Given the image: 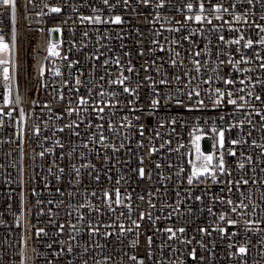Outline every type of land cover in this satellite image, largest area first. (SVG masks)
Masks as SVG:
<instances>
[{"label": "built area", "instance_id": "2783aa9c", "mask_svg": "<svg viewBox=\"0 0 264 264\" xmlns=\"http://www.w3.org/2000/svg\"><path fill=\"white\" fill-rule=\"evenodd\" d=\"M160 3L161 0H151L145 6L142 0H129L126 6L123 0H110L115 5L110 10L102 0H17L15 24L11 11L0 7L3 29L0 34L10 43L14 27L17 36L10 81H4L0 68V109L3 110L0 114V264H133L129 259L132 255L144 264H264V222H260L264 220V120L256 115L264 109V104L246 96L250 103L240 111L231 105L214 108L205 92L216 87L227 89L223 84L226 76L238 82L247 79V75L264 78V71L259 69L252 50L243 49L240 53L236 51L239 46L229 48L219 40L220 35L228 40L238 34L229 31V24L215 20V13L210 16L211 25L185 21L186 16L198 14L200 0H163V8L157 6ZM189 3L194 5L191 11L187 8ZM212 3L229 8V13L221 15L224 20H232L231 27H239L246 36L257 38L258 30L251 22L264 24L260 19L264 16V0H253L251 5L247 0H212ZM233 4L234 9L230 7ZM54 6L61 7L62 12L51 13L49 9ZM205 7L208 8V0ZM93 8L102 11L94 13ZM243 13H247L250 27L243 22L235 24L233 16ZM96 14L105 20L120 15L125 22L120 25L80 22L81 15ZM53 28L61 31L50 32ZM177 28L180 31H175ZM50 42L59 44L60 57L48 55ZM197 51L200 57H194ZM256 51L264 55V48L259 45ZM229 52L236 61L241 54L252 60L236 67L227 63L219 65L217 83L213 69L220 60L229 59ZM193 58L202 62L199 74L194 72ZM172 60L177 61L175 67ZM129 67L133 68L132 72L127 71ZM244 68H251L252 72L245 74ZM56 69L60 70V76L55 75ZM186 71L196 77L188 87L199 85L200 98L205 100L202 110L189 112L175 106L176 98L183 99L185 105L195 106V99L189 102L186 96L176 92L177 88L181 93L187 90ZM121 73L129 77L126 84L133 88L139 85L136 96L124 93L122 86L112 83ZM176 76L181 77L179 82ZM210 77L211 84L203 82ZM161 78L169 83L160 84ZM239 87L237 83L233 90ZM9 88L13 103L6 106L4 95ZM248 90H253L251 85L245 93ZM154 91L160 93L161 105L149 116V102L156 98ZM254 91L264 98V87L257 84ZM113 92L115 96L111 95ZM166 94L173 97L170 106L165 103ZM81 97L88 100L87 105L79 103ZM101 107L103 112L98 111ZM8 112L12 113L10 117L6 115ZM220 116L225 121H220ZM173 117L178 120L175 126L168 123ZM241 120L243 126L239 124ZM160 122L164 123L163 128L158 126ZM214 123L224 129H228L229 123L236 125L232 131H225L224 160L231 175H218V183L209 176L188 185V153L192 147L189 133L196 127L203 129L202 144L206 152H216L215 164L219 148L218 137L211 132ZM141 126L143 136L139 135ZM35 127L40 128L38 136L34 134ZM61 128L63 132L59 131ZM101 132L106 138L103 144L99 141ZM233 139L241 143L232 145ZM57 141L63 144L62 148ZM180 144L184 147L176 152L174 149ZM153 146L158 150L149 155ZM229 150H234L236 156H230ZM41 152L43 157L39 155ZM248 156L252 157L251 161ZM239 163H244V169L238 167ZM139 167L145 169L143 179L137 174ZM59 168L64 169L62 174ZM180 168L184 171L180 172ZM241 177L249 183L236 186L228 183ZM116 188L120 189L122 205L113 204L115 211H110L103 194L108 191L114 197ZM129 195L131 201L127 199ZM197 196L202 200L197 201ZM221 199L225 203H220ZM228 199L237 206L236 212L226 203ZM241 201L247 208L240 207ZM129 203L130 219L129 209L124 206ZM209 208L215 215L209 213ZM121 212L125 215L120 216ZM141 212L145 218L138 220ZM222 213L226 215L225 221L219 219ZM81 215L83 222L78 219ZM132 220H137L141 227L136 229ZM227 220L237 223L232 226ZM249 220L253 223L248 224ZM89 221L93 225L99 223L100 234L89 235ZM120 223L133 231L120 235ZM61 224L63 231L59 228ZM105 225L117 227L105 228ZM167 227H184L186 231L177 233L178 239L168 240V233L163 231ZM199 228H207L210 234L199 232ZM218 228H225L226 233L216 231ZM38 229H43L40 236H36ZM106 231L112 235L105 236ZM185 240L191 243H181ZM240 246L247 248L246 255L239 254ZM193 249L195 260L190 255ZM149 252L151 257L147 255Z\"/></svg>", "mask_w": 264, "mask_h": 264}, {"label": "snow or ice", "instance_id": "6c2138e0", "mask_svg": "<svg viewBox=\"0 0 264 264\" xmlns=\"http://www.w3.org/2000/svg\"><path fill=\"white\" fill-rule=\"evenodd\" d=\"M103 4L105 6H108L109 9L111 10L112 8L115 7V5H111L110 4V0H102ZM124 5H128L129 4V0H123ZM142 3L145 6H149L151 4V0H142ZM247 3L249 5H251L253 3V0H247ZM160 8L164 7V3L163 0H161V3L159 5H157ZM0 7H3L4 9L10 10L11 11V19H12V23L15 24V18H16V11H17V0H0ZM47 7V5H46ZM194 5L192 3L187 4V8L191 11L193 9ZM230 7H232L233 9L236 7L235 4L230 5ZM77 9L73 8V11H76ZM49 11L51 13L54 14H59L62 12L61 7L59 6H54L51 7L49 9ZM101 9H97V8H93V12L94 13H99L101 12ZM208 12L209 15H205V13ZM215 13L214 15V19L218 20V21H223L225 24H229V31L231 32H236L238 35H236L235 37L226 40L224 35H220L219 36V40L223 43H226L227 46L229 48H231L233 45L239 46L236 51L243 53V49H249L252 50L253 55L255 57L256 60L259 61V69L261 71H264V55L261 54V52L256 51V46L259 45L261 48H264V24H258L255 22V20H253L251 23L255 25V28L258 30L257 32V38H252V36H246L244 31H242L239 27H231L232 24V20H224L223 15H221L222 13H229V8L224 7L223 4L221 3H212V0H208V8L206 9L205 7V0H200L199 3V12L198 14H196L194 17L193 16H186L185 17V21H192L194 20L197 23H207L209 25L212 24L213 22V18H210L211 14ZM231 15V14H230ZM80 22L81 23H90V24H107V23H112V24H116V25H120L122 23H124L125 21L123 20V18L120 15H114L111 16L109 19L105 20L103 19L101 14H96V15H92V16H87V15H81L79 17ZM261 20H264V16L260 17ZM233 20L235 22V24L239 25L241 22H243L244 25L249 26V20L247 17V13H243V14H235L233 16ZM179 23V21L177 22ZM0 24H2V21H0ZM215 30V29H214ZM3 29L0 28V32H2ZM61 29L59 28H53L50 29V32H60ZM175 31H180L179 28L175 29ZM85 35H87V33H85ZM187 39V37H185ZM16 40H17V36H16V31L15 28L13 27L12 31H11V41L6 42L5 36L3 34H0V68H2L3 70V79L4 81H10L11 80V75H10V67L13 64V54L16 48ZM59 47V44L57 43H51L49 44L48 47V55L49 56H53V57H60V52L57 50ZM163 51V49H161ZM141 55H143V53H140ZM177 56H179V53H176ZM219 55V54H218ZM229 55V59L227 61L225 60H220L219 64L217 65L216 69H213L214 73H215V77H216V82L219 83L220 82V75H219V65L222 64H229L232 65L233 67H236L237 64H247L250 63L252 60V57H248L247 59H245L244 55L241 54L240 56V60L236 61L232 58L231 53H228ZM201 53L199 51L194 53V57H200ZM62 59H66V57H61ZM97 59H99V56L96 57ZM105 63H107V61H105ZM116 63L119 64V58L117 57L116 59ZM181 65H183V61L179 62ZM172 66H176L177 65V61L176 60H172L171 61ZM192 64L194 65V72L199 74L201 72V68L203 67L202 62L200 59H195L193 58L192 60ZM71 66V65H69ZM128 72H132L133 68L129 67L127 69ZM237 71H240L239 68H237ZM243 72L245 74H250L252 72L251 68H244ZM40 75L43 76L44 75V68L42 67L40 70ZM55 75L56 76H60L61 72L59 69H56L55 71ZM185 76L189 77L188 80V84L185 85V88L187 89L185 92L181 93V90L179 88L176 89V92L178 95H184L187 97V100L189 102H191L193 99H195V106H192L190 103L188 105H185V102L183 99L180 98H176L174 100L175 106L177 108H186L187 111L191 112L193 110H202L205 107V100L201 99V92L199 90V85L197 84L196 87H188V85H191L193 83V81L196 79V77L194 75H192V73L186 71L184 73ZM148 80H151V77H147ZM175 80L177 82H179L181 80L180 76H176ZM253 80H255V82L253 83ZM129 81V77L124 76L123 73L120 74V76L115 80L112 81V83H115L117 85L122 86L123 92L124 93H128L129 95H133L136 96L139 90V85H137L136 88L131 87L129 84H126V82ZM206 84H211L212 83V78L210 77L208 80L203 81ZM77 84L80 83L79 80H77L76 82ZM169 83V81L167 79L161 78L160 80V84H164L167 85ZM237 83H239V85H241V87H239L238 90H233V86H235ZM223 84L227 85L228 88L225 90H221L220 87H216L214 90L212 89H206L205 92L208 96V99L212 101V105L214 108H219L221 106L227 107L228 105L233 106L234 110L236 111H240L242 109L245 108L246 105H248L250 103L249 99H246V96L251 98L252 101H260L261 104H264V98H262L261 94H258L254 91L255 87L257 84L261 85L262 87H264V78H260V77H256L253 78L251 75H247V79L245 78H241L239 79V81L237 82L235 79L231 78V76H226L223 79ZM248 85L252 86L253 90H248L245 93L246 88L248 87ZM151 87H153V89L155 88V83L153 82V85H151ZM101 96H103V93H100ZM111 95L115 96L116 93L113 92L111 93ZM154 96L156 98H153L150 100L149 102V108L151 109L147 115L152 116L154 114V111L152 110H158L160 105H161V98H160V93L159 92H155L154 91ZM11 97V89L9 88L7 94L4 95V104L6 106L11 105L13 103V101L10 99ZM60 98L63 99V94L60 95ZM17 102L19 101V96L17 95ZM138 99V96H137ZM173 101V97L170 94H166V105H171ZM79 103L81 105H87L88 104V100L84 99L83 97L80 98ZM129 103H131V101H129ZM140 110V109H137ZM99 112H103L104 108H98ZM142 111V110H140ZM3 113V110L0 109V114ZM69 114H71V110H69ZM6 115H8L9 117L12 115L11 112L6 113ZM20 115L21 118H23L24 116V112L21 109L20 111ZM257 116H261V119L264 120V109H261V111L256 112ZM102 118V117H101ZM137 119H140V117L138 116ZM220 121H225V117L224 116H220L219 117ZM168 123H170L172 126H175L178 123V120L173 117L171 118ZM249 124H251V120L248 121ZM239 124L241 126H243L244 121L241 120L239 121ZM0 126H2V122H0ZM72 125H67V127H71ZM90 126V125H89ZM129 126H131V123L129 122ZM160 128L164 127V123L160 122L158 125ZM98 128H103V125H98ZM236 125L235 124H231L229 123V127L228 129H224V128H217L215 126V123L213 124V127L211 128V132L216 134L218 137V148H219V158L217 163H213L214 158H216V152H212L209 154H205L204 152L201 151L200 148V141L203 139V129L196 127L193 128L192 131L189 133L190 137H191V144L193 146V148L195 149V156L194 159H189L188 160V164L191 166V172L190 174L187 176V183L188 185H193L194 182L196 181H200L201 177H212L213 178V182H219L216 177L218 175H228L230 176L231 173L226 171V165H225V160H224V148H225V131H232L233 128H235ZM109 128H112V125L109 124ZM242 130V129H241ZM34 134L35 135H39L40 133V128L39 127H35L34 128ZM59 131L63 132L64 129L61 128L59 129ZM173 131H175V127H173ZM197 133H201V134H197ZM21 135H23V129H21ZM139 135L143 136L144 135V128L143 126H141V128L139 129ZM157 136H159V132L156 133ZM249 136H251V132L248 133ZM105 136L103 135V133L101 132V134L99 135V141L101 142V144H103L104 140H105ZM168 143H171V141H168ZM230 143L232 145H238L241 142L239 140L233 139L230 141ZM57 144L62 148L63 144L60 143V141H57ZM253 144H255V141H253ZM141 147H143V144L140 145ZM85 147H87V145H85ZM121 147H123V145H121ZM184 145L180 144L176 149H174L176 152H179L181 148H183ZM213 148L216 149L217 148V144L213 145ZM115 151H119V149H116L114 147ZM158 149H156L154 146L149 150V155L155 153ZM228 154L230 156H236V152L234 150H229ZM39 155L41 157L44 156V152L39 153ZM189 156H192V153H188ZM248 161L252 160L251 156L247 157ZM140 163L141 165L144 163L143 158L140 159ZM157 168L160 167L159 164L156 165ZM238 167L240 169H244L245 165L244 163H239ZM21 171H23L21 169ZM51 171V169L49 170ZM137 174L138 176L143 179L146 175L145 169L144 167H139L137 170ZM184 169L180 168V172H183ZM59 172L62 174L64 172L63 168H59ZM76 173L77 175H79V169H76ZM179 174V173H178ZM149 175V179L150 174ZM57 179H59V177H57ZM99 179V177L97 176V180ZM119 183V181H117V184ZM228 183L232 186H236V185H247L249 183L248 179H244L243 177H241L240 180H236V181H231L229 180ZM229 191H231V187H229L228 189ZM93 196L96 195L95 192L92 193ZM177 195H179V192H177ZM104 199L105 202L107 204V207L110 211H115V209L113 208V204H115L116 206H121L122 205V199H121V192L119 188H116L114 190V197L113 195H111L108 191H104ZM127 199L129 201H131V196H127ZM141 200H143V197H140ZM195 199L197 201H201L202 197L197 196L195 197ZM220 203H225V201L223 199H221L219 201ZM151 207H155V205H151ZM226 203L228 205H232L231 211L232 212H236L237 210V206L233 204V201L231 199H228L226 201ZM85 205H80V207H84ZM125 207H127L129 209V219H130V212H131V204H127L124 205ZM21 207H23V199L21 201ZM88 207H92L91 205H88ZM240 207H244L247 208V205H244L243 202L241 201V205ZM94 211H99V209L93 208ZM191 211V210H189ZM209 213L215 215V213H212V209L209 208L208 209ZM125 213L121 212L120 216H124ZM149 220L152 219L151 217V213L147 214ZM145 218V213L141 212L138 220H143ZM78 219L83 222L84 221V216L81 215L78 217ZM157 220L159 219V217L156 218ZM219 219L221 221H225L226 220V215L225 214H220ZM260 222H264V220L260 221ZM227 223L229 225L234 226L237 221L235 220H227ZM248 224L253 223V221L249 220L247 221ZM131 224L136 228L139 229L141 227L140 223H138L137 220H132ZM20 226V225H18ZM88 229H89V235H98L100 234V227H99V223H97L96 225H93L90 221L88 222ZM71 227L73 229L76 228V225H71ZM112 227H117L116 225H105V228H112ZM59 228L61 231H63L64 229V225L61 224L59 225ZM118 229H119V233L120 235H123L125 232H132L133 228L132 227H125V225L123 223H120L118 225ZM216 231H219L220 233H226V229L225 228H218L215 229ZM248 231H251V228L247 229ZM164 232L168 233V240H174V239H178L177 237V233H185L186 229L184 227H180L177 229H173L172 227H167L165 229H163ZM199 232L204 233V234H210L209 230L207 228H199L198 229ZM43 233V229H38L36 231V236H40V234ZM46 234V233H45ZM105 236H111L112 233L111 232H105L104 233ZM233 235H235V233H233ZM181 243H191L190 240H185V241H181ZM152 245V237L149 236L148 237V246L151 247ZM132 246L135 247L136 246V242L133 241ZM49 247H51V245H49ZM229 247H232V245H229ZM69 252L72 251L71 247H69L68 249ZM238 252L241 256H244L247 254V248L245 246H240L238 248ZM149 257H151L152 253L149 252L147 254ZM191 258L193 260L196 259V251L195 249H193L190 252ZM129 259L131 261H133V264H144L143 260H138L136 255H132L129 257Z\"/></svg>", "mask_w": 264, "mask_h": 264}, {"label": "rangeland", "instance_id": "374dc122", "mask_svg": "<svg viewBox=\"0 0 264 264\" xmlns=\"http://www.w3.org/2000/svg\"><path fill=\"white\" fill-rule=\"evenodd\" d=\"M198 135L201 134V133H197ZM190 143H191V138H190ZM200 143V148H201V151L204 152L205 154H209L208 152L206 151H203V145H202V140L199 142ZM192 145V144H191ZM192 153V156H189V159H194V156H195V149L193 148V146L189 148V153ZM191 172V166L189 165V173Z\"/></svg>", "mask_w": 264, "mask_h": 264}, {"label": "water", "instance_id": "95a60500", "mask_svg": "<svg viewBox=\"0 0 264 264\" xmlns=\"http://www.w3.org/2000/svg\"><path fill=\"white\" fill-rule=\"evenodd\" d=\"M203 142H204V140H203ZM202 145H203V150L204 151H207V148L206 147L204 148V144H202Z\"/></svg>", "mask_w": 264, "mask_h": 264}]
</instances>
